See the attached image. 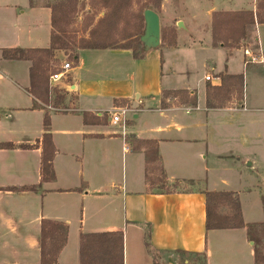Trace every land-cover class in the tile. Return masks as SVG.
<instances>
[{"label":"crops","instance_id":"crops-1","mask_svg":"<svg viewBox=\"0 0 264 264\" xmlns=\"http://www.w3.org/2000/svg\"><path fill=\"white\" fill-rule=\"evenodd\" d=\"M0 11V56L5 49L50 47L51 9L31 7L29 0H1ZM180 22L185 26V19ZM256 25L249 40L264 52L259 31L264 24ZM177 48L145 52L141 59L131 49L78 50L77 66L69 54L57 52L59 62L68 60L72 68L54 87L62 98L52 96V106L43 109L35 108L38 102L29 92L31 63L0 60V144L16 146L0 149V264H41L44 221L69 226L57 264H80L82 234L119 231L124 264H167L162 259L175 253L205 256L206 264H257L251 229L258 227L260 239L264 220L247 219L240 197L251 193L250 187L258 190L249 183L241 190L242 163L253 157L248 166L255 165L250 145L263 143L264 110L249 106L245 85L241 104L208 109L209 83L220 87L222 75L244 74L211 68L192 79L187 69L179 79L172 55ZM243 48L225 50L233 56L244 54ZM243 63L264 75L261 63L245 55ZM181 90L196 93L197 107L173 98L163 107V92ZM122 107L134 111L126 139L109 115ZM46 113L57 151L51 182L43 181L41 172ZM86 113L95 116L94 124H85ZM172 185L181 188L165 190ZM29 187L34 190H23ZM205 192L234 194L245 226L208 231Z\"/></svg>","mask_w":264,"mask_h":264},{"label":"trees","instance_id":"trees-1","mask_svg":"<svg viewBox=\"0 0 264 264\" xmlns=\"http://www.w3.org/2000/svg\"><path fill=\"white\" fill-rule=\"evenodd\" d=\"M107 1L111 2L109 6L110 9L112 8V12L99 21L88 40L73 41L66 30V27L69 25V18L76 12L77 0H55L56 3H48L46 5V8L52 11L53 31L49 48H13L2 51L0 60L29 61L31 63V86L29 92L38 102L35 104V108L43 109L44 106H52L53 95H57L58 99L62 98L59 95L62 91L50 86V76L57 72L54 66L60 63L56 58L57 52L64 51L66 54L70 52L69 60L73 66H77L79 63L78 50L131 49L137 59L143 57L145 49L142 43V54L139 56L130 46L110 45L111 43L108 42L112 36L111 31L117 29L115 27L118 26V20L122 15V11L133 0ZM151 2L153 4L156 3V6L152 8L158 10L162 0H151ZM106 4L108 3L106 2ZM31 5V7H35L33 0H31ZM148 9L150 8L148 7ZM259 10H264V0H260ZM257 23L259 22H257L256 14L253 11L217 15L212 26L214 48L223 46L227 49H239L242 43L250 37V29ZM260 23L264 22L261 20ZM224 30H226V34L223 32ZM161 48L163 47H159L158 49ZM221 79L222 85L220 87L212 86L210 83L207 87L206 107L208 109L227 108L235 101L242 102L244 100V75H222ZM171 98L176 99L178 105L197 107V95L191 91L163 92V107H167V101ZM84 122L87 125L94 124L95 116L88 113L84 114ZM44 127L41 172L43 181L51 182L55 179L53 159L57 151L52 141L50 131L51 117L49 113L45 115ZM15 147L14 144L10 143L0 144V149H14ZM22 147L25 148V146ZM23 190L30 191L34 189L33 187H29ZM205 197L208 231L239 229L245 226L242 219L240 202L234 194L205 192ZM220 204L228 206L229 209L225 214L218 211V205ZM68 234L69 226L65 223L53 221H44L42 223L40 236L41 264H57L59 255L67 244ZM260 241L261 238L258 240V243ZM258 243L256 242L257 247ZM124 246V233L121 231L82 234L80 238V264H124ZM256 257L257 264H264V256L259 247L256 249Z\"/></svg>","mask_w":264,"mask_h":264},{"label":"rangeland","instance_id":"rangeland-1","mask_svg":"<svg viewBox=\"0 0 264 264\" xmlns=\"http://www.w3.org/2000/svg\"><path fill=\"white\" fill-rule=\"evenodd\" d=\"M10 1L11 0H7L8 3ZM33 1L35 7H46L48 3H56L55 0ZM106 2L108 4H106ZM77 3L76 12L69 18V25L66 27V30L73 41L76 40L79 42L80 40L90 39L92 31L96 28L99 21L111 14L112 8L110 9L109 6L111 2L107 0H77ZM29 4L32 6L31 0H29ZM259 5L260 0H162L161 6L156 10L152 8L156 6V3L153 4L151 0H133L122 11V15L118 20V26L115 27L117 29L111 31L112 36L110 35L111 38L109 39L111 42H108L111 43L110 45L130 46L137 55L141 56L142 44L140 42V37L144 33V12L148 10L149 7L150 10L157 12L161 19L162 37L160 47H163V50H170L178 45L177 50H175L172 55L176 56L175 68L180 73L179 79L186 76L187 69L190 70L189 73L192 79H197L204 76L207 69L211 70V68H216L217 71L223 72L227 67L231 72L245 75V93L248 97L249 106H258L264 110V75L251 68L245 69L243 63L244 55L247 59H250L247 55V52H249L256 58V62L260 64L258 61L262 60H260L259 57L264 60V52L255 47L254 41L249 40L250 37L248 38L249 41H244L242 43L244 48H246H243L244 54L243 52H237L234 53L233 56H228L225 48L220 46L214 48V46L212 47L210 44V41L213 42L212 26L217 15L253 11V13L256 14L257 22L260 23L261 20L264 22V10H259ZM212 6L215 10L212 11L207 18L206 11ZM18 11L20 12V10ZM1 14L2 11H0V17ZM17 16H19V14ZM182 19H185L187 30H179L178 28L177 24ZM2 20L3 19L0 18V21ZM1 24L2 23H0V25ZM259 31L264 41V27ZM223 32L226 34V30ZM0 34H2V30H0ZM250 42L252 43L250 44ZM68 54L71 53L68 52ZM169 59H172V57L170 56ZM65 62L68 63V60H62L61 63H57L58 65H55L54 69L57 72H62L61 64H65ZM262 66L264 67V63H261V66L258 67L263 68ZM56 73L50 76L51 87H55L57 84V82H51V77ZM205 83L202 84V87L206 86ZM200 99L201 102L203 98L200 97ZM239 104L241 103L238 102L237 105ZM250 130L252 131L253 127H251ZM259 130L262 135L263 143L259 148L256 142L250 145L252 152H254L256 156L255 165L253 167L248 166L250 164L249 162H253V159H251L253 157H250L246 163H242L244 167H242L243 180L241 183L243 187L241 190H245L246 183L255 184L258 190L257 193H255V187H250V189L252 188L251 193H245L240 197V200L243 203L245 217H247V219L259 217L261 220H264L263 198L261 201L260 197L261 192L264 195V124L259 126ZM164 188H166L165 190H177L181 187L172 185ZM228 209L227 205H218V211L222 214H225ZM255 230H258L257 226L251 229V237L255 236L251 239L253 242L258 243L259 239L256 237H258L259 234H255ZM260 232L262 236L261 241L258 243V247L261 252H264V224L261 225ZM154 258L156 262H160L158 257L154 256ZM150 259L152 258H145L148 262ZM162 260L167 264H206L204 257L184 253L166 255Z\"/></svg>","mask_w":264,"mask_h":264},{"label":"water","instance_id":"water-1","mask_svg":"<svg viewBox=\"0 0 264 264\" xmlns=\"http://www.w3.org/2000/svg\"><path fill=\"white\" fill-rule=\"evenodd\" d=\"M145 29L141 37V43L145 49V52L156 50L161 45L162 29L161 19L157 12L154 10H146L144 12ZM180 29H184L185 26L182 22L178 23Z\"/></svg>","mask_w":264,"mask_h":264},{"label":"built area","instance_id":"built-area-1","mask_svg":"<svg viewBox=\"0 0 264 264\" xmlns=\"http://www.w3.org/2000/svg\"><path fill=\"white\" fill-rule=\"evenodd\" d=\"M247 55L250 57V62L255 63L256 62V58L253 57L249 52H247ZM260 60L262 61H258L260 63H264L263 58L259 57ZM257 63V62H256ZM72 67L70 66L69 63H66L63 68H62V72H57L56 74H54L51 77V82H58L63 78V72L64 71H68L70 70ZM215 77L212 76H207L205 79L207 82H213ZM133 109L129 108V107H122L119 109H116L114 111H112L109 115L111 116V123L113 126L118 127L122 133V136L126 139L127 136V131H128V122H129V118H131V115L133 114ZM127 150H129L130 148L126 147Z\"/></svg>","mask_w":264,"mask_h":264}]
</instances>
